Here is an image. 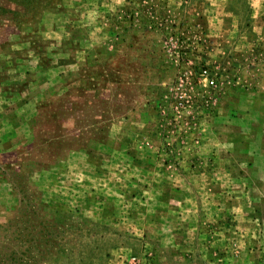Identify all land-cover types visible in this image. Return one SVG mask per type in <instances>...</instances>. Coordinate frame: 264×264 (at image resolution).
Instances as JSON below:
<instances>
[{"label": "rangeland", "instance_id": "obj_1", "mask_svg": "<svg viewBox=\"0 0 264 264\" xmlns=\"http://www.w3.org/2000/svg\"><path fill=\"white\" fill-rule=\"evenodd\" d=\"M0 264H264V0H0Z\"/></svg>", "mask_w": 264, "mask_h": 264}]
</instances>
